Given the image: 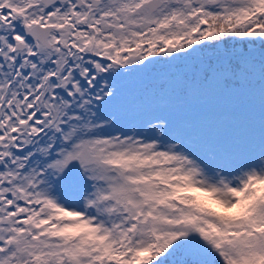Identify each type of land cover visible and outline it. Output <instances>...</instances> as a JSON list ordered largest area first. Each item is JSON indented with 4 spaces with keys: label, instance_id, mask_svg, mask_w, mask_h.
<instances>
[{
    "label": "snow or ice",
    "instance_id": "1",
    "mask_svg": "<svg viewBox=\"0 0 264 264\" xmlns=\"http://www.w3.org/2000/svg\"><path fill=\"white\" fill-rule=\"evenodd\" d=\"M208 52L175 88L257 97L258 142L123 102ZM0 264H264V0H0Z\"/></svg>",
    "mask_w": 264,
    "mask_h": 264
},
{
    "label": "rangeland",
    "instance_id": "2",
    "mask_svg": "<svg viewBox=\"0 0 264 264\" xmlns=\"http://www.w3.org/2000/svg\"><path fill=\"white\" fill-rule=\"evenodd\" d=\"M217 55V53L208 52L201 57L168 65L171 72V80L167 77L168 72H164L165 68L162 71V67L167 65H158L147 71L136 73L135 76H142V80L140 79V81L134 75L126 77V80L124 79L123 83L121 82L124 97L123 102L130 104L138 101L146 94H155L156 90L158 92L156 94H159L162 90H166L172 98L175 119L190 124V134L193 136L203 138L205 134L206 137L214 135L219 139H224L228 135L242 132L248 138L258 142L260 108L257 97L242 96L237 98L218 92L186 100L183 91L178 89L176 93H172L171 91L172 88H175L177 79H185L186 77L194 79L200 64L206 61L205 58L207 57L209 61L210 58H214ZM179 64L182 67H178L177 65ZM174 69L179 71L177 77L173 74L174 71L176 72ZM180 69L182 74H180ZM160 79L162 82H160ZM134 82L137 83L135 84ZM128 85L129 87H126ZM202 123L208 124L209 127H202ZM203 132L204 134H202Z\"/></svg>",
    "mask_w": 264,
    "mask_h": 264
},
{
    "label": "trees",
    "instance_id": "3",
    "mask_svg": "<svg viewBox=\"0 0 264 264\" xmlns=\"http://www.w3.org/2000/svg\"><path fill=\"white\" fill-rule=\"evenodd\" d=\"M177 66H178V67H182L180 64L177 65ZM166 71L168 72V75H167L168 79L171 80L172 78H171V72L169 71V67H168V69H167ZM166 71H164V72H166ZM167 72H166V73H167ZM141 74L143 75V73H141ZM180 74H182L181 69H180ZM137 75H138V74H137ZM143 76H144V75H143ZM159 76H160V75H159ZM182 77H183V76H182ZM141 78H142V76H141V75H138V79L140 80ZM161 79H163V78H161ZM161 79H160V82H162ZM185 79H188V78L186 77ZM141 80H142V79H141ZM177 80H178V79H177ZM136 83H137V82H136ZM136 83H135V84H136ZM162 91H165V90H162ZM171 91H172V93H176V92H177V89L172 88ZM156 93H158L157 90L155 91V94H156ZM135 95H136V92H135ZM197 97H199V96H197ZM197 97H196V98H197ZM202 134H204V132H203ZM203 138H207V137L205 136V134L203 135Z\"/></svg>",
    "mask_w": 264,
    "mask_h": 264
},
{
    "label": "bare ground",
    "instance_id": "4",
    "mask_svg": "<svg viewBox=\"0 0 264 264\" xmlns=\"http://www.w3.org/2000/svg\"><path fill=\"white\" fill-rule=\"evenodd\" d=\"M146 75V74H145ZM126 80V79H125ZM129 81V80H128ZM131 81V80H130ZM123 83V82H122ZM125 83V82H124ZM130 84V83H129ZM132 86V85H131ZM126 87H129V85L128 86H126ZM124 98V97H123Z\"/></svg>",
    "mask_w": 264,
    "mask_h": 264
}]
</instances>
